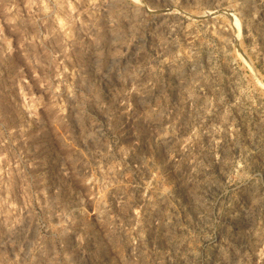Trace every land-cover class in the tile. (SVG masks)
I'll return each instance as SVG.
<instances>
[{"label":"rangeland","instance_id":"rangeland-1","mask_svg":"<svg viewBox=\"0 0 264 264\" xmlns=\"http://www.w3.org/2000/svg\"><path fill=\"white\" fill-rule=\"evenodd\" d=\"M0 264H264V0H0Z\"/></svg>","mask_w":264,"mask_h":264}]
</instances>
